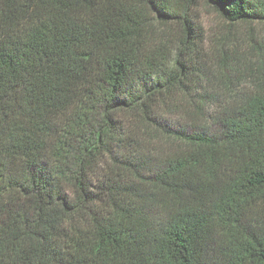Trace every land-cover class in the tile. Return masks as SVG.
<instances>
[{"label":"trees","instance_id":"16d2710c","mask_svg":"<svg viewBox=\"0 0 264 264\" xmlns=\"http://www.w3.org/2000/svg\"><path fill=\"white\" fill-rule=\"evenodd\" d=\"M254 24L264 0H0V264H264Z\"/></svg>","mask_w":264,"mask_h":264},{"label":"rangeland","instance_id":"374dc122","mask_svg":"<svg viewBox=\"0 0 264 264\" xmlns=\"http://www.w3.org/2000/svg\"><path fill=\"white\" fill-rule=\"evenodd\" d=\"M199 13L202 17L203 28L205 29L209 38L219 33H230V30L233 29H230L231 27L225 24L223 20L220 19L219 16L204 3L201 4ZM238 28V34L240 35L249 32L251 27L247 25H241ZM252 29L255 39L264 45V24H254Z\"/></svg>","mask_w":264,"mask_h":264}]
</instances>
